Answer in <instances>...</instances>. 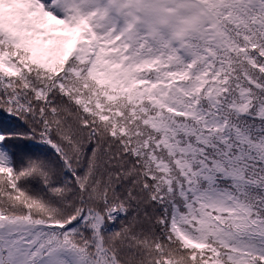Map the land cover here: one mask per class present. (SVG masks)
<instances>
[{"label":"snow or ice","instance_id":"1","mask_svg":"<svg viewBox=\"0 0 264 264\" xmlns=\"http://www.w3.org/2000/svg\"><path fill=\"white\" fill-rule=\"evenodd\" d=\"M0 264H264V0H0Z\"/></svg>","mask_w":264,"mask_h":264}]
</instances>
